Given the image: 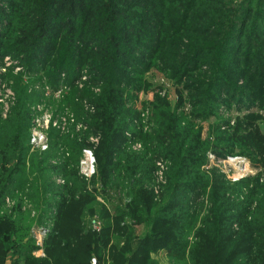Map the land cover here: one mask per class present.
<instances>
[{"label": "trees", "instance_id": "obj_1", "mask_svg": "<svg viewBox=\"0 0 264 264\" xmlns=\"http://www.w3.org/2000/svg\"><path fill=\"white\" fill-rule=\"evenodd\" d=\"M6 54L27 61L28 72L52 74L53 83L63 69L72 82L80 64L102 81L94 123L103 132L95 158L99 183L105 187L117 169L113 155L125 142L121 123L129 111L124 97L142 86L139 76L151 66L160 65L186 80L196 98L194 107L198 101L204 107L216 105L223 97L250 108L252 100H261L264 0H0V57ZM172 115L164 114L170 125L176 119ZM258 118L248 111L237 116L229 138L252 144L264 158V131ZM0 125V264L8 254L15 257L12 264H92V256L98 264H158L152 254L159 250L190 264H264V190L252 211V201L236 204L228 198L226 181L215 171L205 181H195L194 167L202 164L200 140H190L187 134L178 141L180 133L168 125L174 135L164 136L163 142L173 163L167 199L153 204V194L141 187L139 176L126 206L129 210L115 207L111 212L85 189L84 181L78 183V177V195L67 184L56 192L48 181L42 184L41 195H57L58 201L37 198L33 203L35 221L52 222L44 255H33V223L28 230L21 228V196L6 182L16 179L13 174L22 162H17V154L26 150L16 141L24 126L14 124L12 115ZM12 159L18 165L8 170ZM138 159L135 156L131 165ZM137 169L135 162L130 176ZM206 187L207 212L193 225L189 241L187 216L181 212L186 196L181 190L196 199ZM11 192L15 201L6 207ZM94 215L100 231L91 228ZM137 223H146V229L138 233Z\"/></svg>", "mask_w": 264, "mask_h": 264}, {"label": "rangeland", "instance_id": "obj_2", "mask_svg": "<svg viewBox=\"0 0 264 264\" xmlns=\"http://www.w3.org/2000/svg\"><path fill=\"white\" fill-rule=\"evenodd\" d=\"M26 63L11 54L0 57V123L12 115L14 124L24 126L16 141L26 150L17 154V162L20 164L22 161L20 165L12 159L7 166L9 170L14 164L18 165L12 173L16 179L12 182L6 180L11 189L13 186L17 188L13 192L21 196L24 214L20 218V226L23 230H28L36 222L37 209L33 203L37 198H47L54 204L58 201L55 194L41 195L42 184L48 181L52 182L56 192H61L65 184L74 187L75 195L81 191L78 183L84 181L85 189L95 196L97 202L113 212L115 207L129 210L127 203L133 199L132 189L137 187L134 180L140 176L141 187L153 194V204H161L170 194L173 168L172 158L163 142L164 136L174 134L166 125L176 127L180 133L178 141L187 134L190 140H200L198 156L202 164L194 167L195 181L203 182L208 173L215 171L226 181L228 198L236 204L242 199L252 201V211L262 197L264 158L252 144L232 141L229 134L235 118L247 111L259 115L258 121L264 131V96L259 101L252 100L251 108L244 104L238 106L236 101H227L224 97L216 105L204 107L198 101L194 107L192 101L195 102L196 98L192 99L191 87L186 86V80L181 81L169 69H161L160 65L151 66L148 72L139 76L143 80L142 86L132 90L131 96L124 97L129 111L121 123L125 124V142L113 155L117 169L111 175L112 181L102 187L97 175L95 151L100 147L103 132L94 123L96 98L103 92L102 81L95 78L86 64H80L76 68L77 78L72 82H68L69 73L63 69L57 83H53L52 74L48 75L47 71L28 72ZM238 83L243 84L241 81ZM166 112L173 114L172 120L176 118L171 125L167 121L169 117H164ZM36 134L43 137L46 149L42 150L40 145L30 142ZM84 149L90 150L94 160L93 172L87 176L81 170V163L86 160ZM135 156L139 158L135 161L138 169L130 176V169L135 164L133 161L131 165L130 161ZM63 169H66L65 173ZM76 177L78 183L75 182ZM35 188L38 193H35ZM207 189L196 199L191 198L193 193L181 190V196H186L182 200L184 210L181 212L187 216L184 223L189 241L193 225H198V220L207 212ZM13 192L6 198H12ZM125 220L134 224L129 216ZM49 223L52 224L50 220ZM95 223L98 229L93 226ZM145 226L146 223H137L134 228L140 233L146 229ZM91 228L100 231L96 215L91 220ZM152 257L158 264H190L186 258L169 256L165 250L155 252Z\"/></svg>", "mask_w": 264, "mask_h": 264}, {"label": "built area", "instance_id": "obj_3", "mask_svg": "<svg viewBox=\"0 0 264 264\" xmlns=\"http://www.w3.org/2000/svg\"><path fill=\"white\" fill-rule=\"evenodd\" d=\"M30 142L31 143L34 142L35 144L40 145V148L42 150L47 148L46 145H44V143H43V137L39 134L32 136L30 139ZM84 156H85L86 160L81 163V170H82V173L87 176L88 174L93 172V171H91V169L93 168V161L94 160L91 158V153H90L89 149H84ZM5 203H6L7 207H12L14 204V199L6 198ZM49 225H51V223H49V222H44V223L35 222L31 225L30 237L33 238V242H34V245L36 248L35 250L32 251V254L35 256H43L44 255V251H45L44 240H45L46 236L49 234V231H50L48 229ZM93 226L96 229H98V227H99L97 223H95Z\"/></svg>", "mask_w": 264, "mask_h": 264}, {"label": "crops", "instance_id": "obj_4", "mask_svg": "<svg viewBox=\"0 0 264 264\" xmlns=\"http://www.w3.org/2000/svg\"><path fill=\"white\" fill-rule=\"evenodd\" d=\"M93 257V256H92ZM15 258V257H14ZM14 258L13 257H11V255L10 254H8L7 256H6V258H5V262H4V264H12L11 262H12V260H14ZM95 258V257H94ZM96 259V258H95ZM91 262H92V259H91Z\"/></svg>", "mask_w": 264, "mask_h": 264}, {"label": "water", "instance_id": "obj_5", "mask_svg": "<svg viewBox=\"0 0 264 264\" xmlns=\"http://www.w3.org/2000/svg\"><path fill=\"white\" fill-rule=\"evenodd\" d=\"M92 264H98L97 260L94 258V256L92 257Z\"/></svg>", "mask_w": 264, "mask_h": 264}]
</instances>
